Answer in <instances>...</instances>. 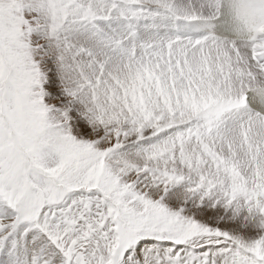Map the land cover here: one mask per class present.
<instances>
[{"label":"snow or ice","instance_id":"1","mask_svg":"<svg viewBox=\"0 0 264 264\" xmlns=\"http://www.w3.org/2000/svg\"><path fill=\"white\" fill-rule=\"evenodd\" d=\"M0 264H264V0H0Z\"/></svg>","mask_w":264,"mask_h":264}]
</instances>
